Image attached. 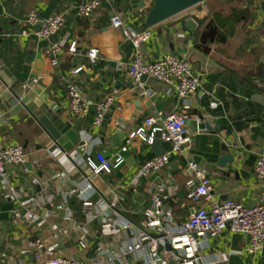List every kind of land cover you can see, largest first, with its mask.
Here are the masks:
<instances>
[{"label": "crops", "instance_id": "obj_1", "mask_svg": "<svg viewBox=\"0 0 264 264\" xmlns=\"http://www.w3.org/2000/svg\"><path fill=\"white\" fill-rule=\"evenodd\" d=\"M79 3L80 0H0V62L18 72L17 79L25 91L23 103L36 117H40L42 106L60 111L62 121L71 122L80 140L86 143L83 155L79 148L63 152L26 111L11 116L12 108L0 96V148L11 144L27 146L29 158L25 166L11 170V184L21 193L22 200L33 201L32 205L22 207L20 202L6 199L0 184V256L5 264L33 263V246L38 240L53 249L49 256L76 257L82 261L93 259L100 246L115 253L129 243V234L104 235L101 225L94 224L90 227V249H80L76 237L78 226L84 222L82 197L93 192L87 190L88 182L77 167L98 154L115 158L144 121L158 113L163 117L187 114L189 122L203 116L213 127L217 119L222 126L220 133H229L225 140L239 150L236 162L219 167V142L186 124V135L193 141L191 148L184 155L173 154L165 171L134 188L130 183L137 167L157 156L151 147L135 141L125 155V164L113 175L99 176L118 201L116 209L109 212L116 223L123 217L138 223L144 207L149 205L147 190L167 176H173L177 186L169 206L177 222L185 220L192 206L187 198L192 177L186 167L195 158L211 179L218 199H233L247 207L258 205L260 200L263 183L255 177V167L264 155V0H205L199 6L200 13L193 9L185 14L197 13L199 24L194 32L179 24L183 16L153 28V39L144 48L147 61L175 55L192 63L199 88L186 101L171 92V84L153 79H147L151 96L144 97L129 77L134 48L121 30L111 26L110 19L113 13H119L131 33H140L147 19L146 11L152 8L150 0L143 12L137 0L103 1L89 19L77 16ZM32 10H37L43 20L63 13L64 29L50 40L24 36L26 18ZM58 42H63L65 49L54 67L46 51ZM72 44L78 48L75 55L69 53ZM92 49L99 51L96 64H91L87 56ZM78 67H83V72L73 75ZM72 83L82 89L84 100L93 105L84 119L71 113L66 88ZM109 96L115 98V104L102 126L94 127V106ZM134 148L138 149L139 162L132 160ZM65 153L77 160L71 161ZM65 198L72 220L59 218L66 217L58 212ZM100 199L98 194L93 195V201ZM31 212L41 219L28 220ZM248 247L243 235L226 230L216 239H207L199 256L206 264H264V247L255 256L247 255ZM125 264L145 262L131 255Z\"/></svg>", "mask_w": 264, "mask_h": 264}, {"label": "built area", "instance_id": "obj_2", "mask_svg": "<svg viewBox=\"0 0 264 264\" xmlns=\"http://www.w3.org/2000/svg\"><path fill=\"white\" fill-rule=\"evenodd\" d=\"M103 1L109 0H80L77 16L81 19L93 17L101 8ZM143 11L144 9L141 10ZM110 22L113 28L122 31L125 39L134 48L133 62L128 69L129 77L144 97L151 96L147 88V79L171 84L173 86L171 92L182 101L190 99L197 92L199 80L193 74L192 63L189 60L175 55H165L156 62L147 61L144 48L153 39V28L136 34L131 33L125 25L123 16L119 13H113ZM64 27L63 13H57L43 20L37 10H32L27 15L22 34L50 40ZM64 49L63 42L53 43L48 48L46 54L52 66L56 67L59 64V57ZM77 51L76 44H72L69 53L75 55ZM87 56L91 64H96L99 51L92 49ZM83 70V67H78L72 74L79 75ZM66 90L71 113L78 119H84L93 105L84 100L82 89L77 84H69ZM114 104L115 98L109 96L94 106L96 109L94 127L102 126ZM188 120L187 114L171 113L163 117L161 113H158L144 121L115 158L109 159L98 154L95 158H88L87 164L97 176L113 175L125 164V155L135 141H141L151 147L156 134L161 132V142L169 143L170 150L154 156L137 167L136 174L130 183L131 187L136 188L143 180L165 171L173 154L184 155L191 148L192 138L185 132ZM65 155L68 156L66 153ZM68 157L71 161L77 160L74 155ZM28 161L26 150L20 144L0 148V184L5 189V198L12 202H20L22 207L32 205L33 201L22 200L21 193L11 184L10 173L13 169L22 168ZM186 172L192 177L189 183L190 191L187 194L192 206L189 208V215L182 222L176 221L173 208L169 206L177 190L176 179L173 176H167L155 187L147 190L149 205L144 207L143 215L138 223L125 217L116 223L109 212L116 209L118 201L109 202L91 180L85 177L88 182L87 190L92 191L93 195L98 194L101 199L93 201V195L82 197L84 222L78 226L76 237L80 249L84 252L90 249V227L94 224L101 225L104 235L117 237L121 233L129 234L130 242L121 245L115 253L100 246L96 249L93 259L82 261L76 257L49 256L53 249L44 241L38 240L33 246L34 262L29 264H125L127 256L131 255L143 259L145 264H206L199 256L204 249L205 241L220 237L226 230L243 235L248 240V256H255L261 252L264 247V155L258 159L255 167V177L263 184L259 203L254 207H247L233 199L222 201L215 197L211 179L194 161L188 162ZM34 183L37 184L36 180ZM68 208L69 203L65 198L64 204L58 207V212L60 214L63 212L66 217L59 218L72 220L73 217ZM27 218L31 222L41 219L35 212L29 213ZM54 231L57 232L58 228L55 227ZM168 246L171 250L167 249ZM0 264H5L2 256H0Z\"/></svg>", "mask_w": 264, "mask_h": 264}, {"label": "water", "instance_id": "obj_3", "mask_svg": "<svg viewBox=\"0 0 264 264\" xmlns=\"http://www.w3.org/2000/svg\"><path fill=\"white\" fill-rule=\"evenodd\" d=\"M139 1V8L143 9L146 5V1L149 0H137ZM152 2V8L150 9L147 19L142 27V30L148 28H154L159 24L168 21L172 18L183 16L179 20V24L189 32H194L199 24V17L197 13L201 12L200 5L205 0H150ZM196 9V14L185 15L189 11ZM18 72H12L4 63L0 62V96L12 108L11 116H17L20 112L26 111L32 118L44 129L45 133L51 141L61 148L63 152H70L74 148H79L80 152H83L86 143L80 140L77 131L71 122L64 123L60 117V111H53L49 106L40 107V117H36L31 113L28 107L23 103L24 89L23 83L17 79ZM210 114L212 111H208ZM187 125L193 126L195 131H203L215 138L216 142H219V150L221 158L219 159L218 166L225 168L228 165L233 166L236 162L235 154L239 153L236 149V145L225 140V137H229V133L225 132L222 135L220 131L222 126L218 124V120H214V127L208 123L205 117L201 116L199 120L188 121ZM225 130V129H224ZM162 133L158 132L154 144L151 148L157 155H161L170 150V144L161 142ZM27 147V146H26ZM25 147V148H26ZM131 154L134 156L132 160L139 162L138 149L131 150ZM83 155V153H82ZM197 164L198 158L194 159ZM31 166V165H28ZM78 169L84 174L86 178H89L94 186L100 191V193L112 202L115 199V195L111 189L103 183L102 179L95 175L91 167L84 163ZM38 191L41 192V187H38ZM168 250L171 247L168 246Z\"/></svg>", "mask_w": 264, "mask_h": 264}, {"label": "trees", "instance_id": "obj_4", "mask_svg": "<svg viewBox=\"0 0 264 264\" xmlns=\"http://www.w3.org/2000/svg\"><path fill=\"white\" fill-rule=\"evenodd\" d=\"M149 11H150V10H147V11H146V14H147V15H148Z\"/></svg>", "mask_w": 264, "mask_h": 264}]
</instances>
